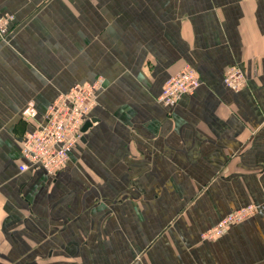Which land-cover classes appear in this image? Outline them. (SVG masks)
I'll use <instances>...</instances> for the list:
<instances>
[{
	"label": "crops",
	"instance_id": "1",
	"mask_svg": "<svg viewBox=\"0 0 264 264\" xmlns=\"http://www.w3.org/2000/svg\"><path fill=\"white\" fill-rule=\"evenodd\" d=\"M0 0V264H264V0ZM238 64L237 90L223 83ZM185 64L200 84L158 99ZM96 117L56 174L21 136L74 83ZM213 239L201 233L247 203Z\"/></svg>",
	"mask_w": 264,
	"mask_h": 264
},
{
	"label": "built area",
	"instance_id": "2",
	"mask_svg": "<svg viewBox=\"0 0 264 264\" xmlns=\"http://www.w3.org/2000/svg\"><path fill=\"white\" fill-rule=\"evenodd\" d=\"M14 20L10 12L0 13V39ZM223 83L234 90L242 88L246 83L243 69L236 63L228 65L223 72ZM200 84L195 67L185 64L179 71L169 75L162 84L158 99L171 105L180 95L192 91ZM102 85V78L74 83L69 89L59 92L47 105L43 121H35L37 109L28 103L22 110V116L33 122L21 136V153L26 161L19 163V169L28 167V163L42 167L49 174H56L69 159L73 145L83 136L81 125L90 110L96 104L97 90ZM264 124V117H263ZM256 210L252 202L227 212L215 224L201 233L202 239H213L220 236L231 224L238 223ZM209 264V263H203Z\"/></svg>",
	"mask_w": 264,
	"mask_h": 264
},
{
	"label": "rangeland",
	"instance_id": "3",
	"mask_svg": "<svg viewBox=\"0 0 264 264\" xmlns=\"http://www.w3.org/2000/svg\"><path fill=\"white\" fill-rule=\"evenodd\" d=\"M62 5V8H64L67 11H71V5H74V8L79 11L83 10L84 3L86 0H54Z\"/></svg>",
	"mask_w": 264,
	"mask_h": 264
},
{
	"label": "water",
	"instance_id": "4",
	"mask_svg": "<svg viewBox=\"0 0 264 264\" xmlns=\"http://www.w3.org/2000/svg\"><path fill=\"white\" fill-rule=\"evenodd\" d=\"M96 117L94 116H88L84 119L82 125H81V131H85L91 124L92 122L95 120Z\"/></svg>",
	"mask_w": 264,
	"mask_h": 264
}]
</instances>
